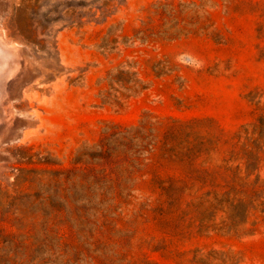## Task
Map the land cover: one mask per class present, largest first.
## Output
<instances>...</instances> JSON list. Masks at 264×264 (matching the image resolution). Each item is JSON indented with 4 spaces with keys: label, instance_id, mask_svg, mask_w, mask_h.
I'll return each instance as SVG.
<instances>
[{
    "label": "rangeland",
    "instance_id": "374dc122",
    "mask_svg": "<svg viewBox=\"0 0 264 264\" xmlns=\"http://www.w3.org/2000/svg\"><path fill=\"white\" fill-rule=\"evenodd\" d=\"M0 264H264V0H0Z\"/></svg>",
    "mask_w": 264,
    "mask_h": 264
}]
</instances>
